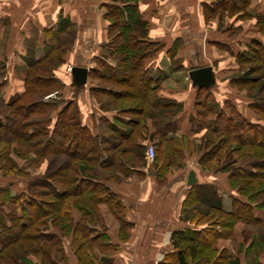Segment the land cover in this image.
Returning <instances> with one entry per match:
<instances>
[{"label": "trees", "instance_id": "1", "mask_svg": "<svg viewBox=\"0 0 264 264\" xmlns=\"http://www.w3.org/2000/svg\"><path fill=\"white\" fill-rule=\"evenodd\" d=\"M211 2L203 6L204 14L219 22L224 14L246 17L251 3ZM137 3L120 0L105 6L109 40L101 48L103 56L95 59L97 69L88 73L98 82L89 94L100 112H115L118 117L114 122L99 118L93 131L81 122L76 100L81 87L72 83V96L65 100L61 94L65 86L55 77L73 45L75 32L67 18L60 14L56 26L40 34L32 30L25 42L23 91L8 101L1 94L7 84L6 62L0 61V175L15 178L11 184L25 183L14 195L9 183L0 187V257L10 247L14 253L16 247L18 250V259L8 257L15 260L9 264L18 260L29 264L27 258L37 254L46 264H56L51 255L63 261L58 238L44 234L48 227L70 234L78 264H89L96 244L89 237L94 234L93 227L101 224L98 207L105 205L120 225L126 226L125 208L105 183L141 177L139 170L146 165V147L139 144L143 140L154 147L150 171L157 183L184 169L186 157L195 154L199 171L224 174L232 194L231 209L226 212L214 187L191 186L180 220L206 228L173 232L170 241L174 254L159 264H239L225 250H218L217 241L233 240L235 224L264 226V220L254 214L264 210V124L250 122L228 103L225 112L216 111L209 101L212 86L201 87L197 89L195 113L189 119L193 134L204 131L200 145L176 136L175 118L181 104L157 96L158 83L145 62L163 46L148 40L149 26L140 17ZM256 20V29L264 34V18L257 16ZM38 38L42 39L41 46ZM249 43L236 57L238 75L229 83L238 89L247 88L244 96L250 100L248 110L264 123V45ZM258 72V76L253 75ZM11 153L29 162L27 170L46 162L45 173L31 177L13 163ZM73 208L80 216L76 223ZM259 242V247L264 244L262 239ZM23 243L28 246H21Z\"/></svg>", "mask_w": 264, "mask_h": 264}, {"label": "crops", "instance_id": "2", "mask_svg": "<svg viewBox=\"0 0 264 264\" xmlns=\"http://www.w3.org/2000/svg\"><path fill=\"white\" fill-rule=\"evenodd\" d=\"M117 1L120 0H0V61L6 62L7 69V84L1 91L4 99L8 101L23 91L25 42L30 39L32 30L40 34L43 29L54 28L60 14L68 19L75 31L70 53L66 54L65 63L55 71V77L65 86L61 93L63 98L70 99V70L78 67L89 73L97 69L95 59L103 56L101 48L109 40L105 6ZM250 1L246 17L234 15L219 24L217 18L208 20L204 14L203 6H210L211 0H138L139 15L149 26L148 40L163 46L145 62L158 83L157 96L181 104L175 118L176 136H184L200 144L204 135V131L193 134L189 122L195 113L198 88L192 85L188 72L201 67L211 69L214 84L209 101L215 105L216 111L225 112L224 106L228 103L244 118L256 122V118L247 116L250 100L229 86V79L237 73L238 54L251 41L264 45V34L256 29V17L264 18V0ZM37 44L41 46V38ZM36 57L40 58L41 53L37 52ZM108 62L114 65L109 57ZM96 83L87 74L86 83L76 99L81 122L91 131L99 118L114 122L118 117L115 112L98 110L89 94ZM147 143V140L139 142L143 147ZM196 162L195 154L186 157L185 168L169 174L161 184L157 183L147 161L139 170L141 177L133 175L117 183L106 182L105 186L118 196L125 208L126 226L122 227L105 205L98 207L101 224L93 227L94 234L89 237L96 242L89 264H159L165 256L173 255L170 241L173 232L206 228L180 220L182 203L191 186L206 184L214 187L223 210L229 212L231 193L225 177L217 184L215 175L200 172ZM190 171L195 173L196 183L189 187L186 182ZM18 185L9 183L12 195L16 194L13 191H17ZM254 214L261 222L264 220V210L254 211ZM72 218L74 223L79 220L77 216ZM44 234L60 241L64 259L61 261L51 255L52 261L56 264H78L69 243L64 244L57 231L48 227ZM233 238L234 242L220 239L218 250H225L239 264H264V244L259 247L255 237L243 238L241 230H235ZM260 238L264 242V235ZM27 260L29 264H40L31 256Z\"/></svg>", "mask_w": 264, "mask_h": 264}, {"label": "rangeland", "instance_id": "3", "mask_svg": "<svg viewBox=\"0 0 264 264\" xmlns=\"http://www.w3.org/2000/svg\"><path fill=\"white\" fill-rule=\"evenodd\" d=\"M234 16V15H233ZM232 16H229V15H226V14H224V18H223V20L221 21V22H219V24L220 23H224V20L225 19H227V18H231ZM208 20H210V19H214V18H207ZM75 32V31H74ZM74 35H75V33H74ZM74 37V36H73ZM67 38V37H66ZM72 48V47H71ZM71 48L69 49V51L67 52V53H70V50H71ZM66 53V54H67ZM66 56V55H65ZM244 67H248V66H244ZM237 72V71H236ZM258 74H259V72L257 73V74H253L254 76H258ZM238 75V72L235 74V75H233L232 77H234V76H237ZM231 77V78H232ZM187 79H188V77H187ZM186 79V80H187ZM230 80V79H229ZM94 81H96V80H94ZM97 82V81H96ZM96 84H98V82L96 83ZM229 86H231L232 88H233V90H235L236 92H238V93H240V94H242V95H245L246 94V90H247V88H245L244 87V89H238V88H236V87H234V86H232V85H230V83H229ZM249 111V110H248ZM251 115V119H253V118H256V122L255 123H257V124H264L263 122L261 123V122H258V120H257V117H256V115L255 114H253L251 111H249L248 113H247V116H250ZM247 118V117H246ZM148 125H150V123L148 124ZM191 143L192 144H195V145H200V144H196L195 142L193 143L192 141H191ZM191 155H193V154H191ZM190 155V156H191ZM10 158H11V160L13 161V163H15L16 165H18L19 167H21V169H23V170H27V165H28V163L29 162H22L21 161V159H17L16 158V156L13 154V153H11L10 154ZM146 161H147V163H149V164H151L152 162H150L149 160H147V158H146ZM46 168H47V163L46 162H42V163H39L38 164V167H37V169H33V170H27L26 172L27 173H29V175L31 176V177H36V176H40V175H42V174H44L45 173V171H46ZM16 177V176H15ZM224 174H218V175H215V180H216V178H217V184L218 183H220V181L222 180V179H224ZM16 179L15 178H8V177H4V176H2V175H0V187H4L5 186V184H8L9 182H14ZM19 181H21V180H19ZM24 181L22 180L21 181V183H20V185H18V188H16L17 189V191H13V192H16V193H18L21 189H23V186H24ZM221 187V186H220ZM202 209H204V208H202ZM73 216H77V218H80V216H79V213H78V211L77 210H75L74 208H73V210H72V217ZM72 220H74L73 218H72ZM233 229H234V232H235V230H241V235L243 236V238H248V237H251L252 239L255 237L256 239H257V244L259 245L260 244V242H259V240L261 241V238L260 237H262L263 235H264V226H262V228L261 227H257V228H253V227H250V226H245V225H238V224H235L234 226H233ZM56 231V230H55ZM58 232V231H57ZM58 234L60 235V237L62 238V241L64 242V244H66V245H68V243H69V248H70V250H71V252L74 254V252H73V250L71 249V241H72V237H71V235L70 234H66V235H64L63 233H60V232H58ZM233 242H234V240H232ZM217 243H218V241H217ZM28 246V243L27 244H21V246ZM15 248V247H14ZM217 248H218V244H217ZM14 249L12 248V247H10V248H8L6 251H5V255L3 254L0 258V264H9V263H11V262H15V260L14 261H12V260H9L8 259V257H13L14 259H18L17 257H18V250H17V247H16V251H15V253H14V251H13ZM4 257V258H3ZM34 258H36L39 262H40V264H46V262L44 261V259H43V257H42V255L41 254H37V255H35V256H33ZM55 258V257H54ZM20 262V263H19ZM16 264H22L21 263V261L20 260H18L17 262H16Z\"/></svg>", "mask_w": 264, "mask_h": 264}, {"label": "water", "instance_id": "4", "mask_svg": "<svg viewBox=\"0 0 264 264\" xmlns=\"http://www.w3.org/2000/svg\"><path fill=\"white\" fill-rule=\"evenodd\" d=\"M189 79L194 87L197 88H210L214 84L211 69L209 67H201L200 69H194L188 72ZM88 71L84 68L74 67L70 70L72 83L78 87H82L86 83ZM196 183L195 173L189 172L187 178V186L194 185Z\"/></svg>", "mask_w": 264, "mask_h": 264}, {"label": "built area", "instance_id": "5", "mask_svg": "<svg viewBox=\"0 0 264 264\" xmlns=\"http://www.w3.org/2000/svg\"><path fill=\"white\" fill-rule=\"evenodd\" d=\"M153 157H154V147L152 145L147 144L145 158H147V160H149L150 162H153Z\"/></svg>", "mask_w": 264, "mask_h": 264}]
</instances>
